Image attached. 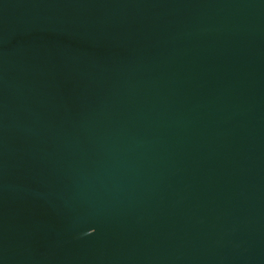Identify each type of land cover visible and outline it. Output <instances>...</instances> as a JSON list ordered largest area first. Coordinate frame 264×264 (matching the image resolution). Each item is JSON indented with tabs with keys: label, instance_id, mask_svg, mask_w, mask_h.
<instances>
[{
	"label": "water",
	"instance_id": "obj_1",
	"mask_svg": "<svg viewBox=\"0 0 264 264\" xmlns=\"http://www.w3.org/2000/svg\"><path fill=\"white\" fill-rule=\"evenodd\" d=\"M0 264H264V0H0Z\"/></svg>",
	"mask_w": 264,
	"mask_h": 264
}]
</instances>
